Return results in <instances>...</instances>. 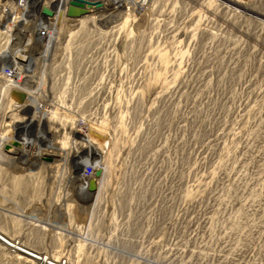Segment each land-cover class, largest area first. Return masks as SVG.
<instances>
[{"label":"rangeland","instance_id":"1","mask_svg":"<svg viewBox=\"0 0 264 264\" xmlns=\"http://www.w3.org/2000/svg\"><path fill=\"white\" fill-rule=\"evenodd\" d=\"M77 1L0 24V264H264V0Z\"/></svg>","mask_w":264,"mask_h":264},{"label":"built area","instance_id":"2","mask_svg":"<svg viewBox=\"0 0 264 264\" xmlns=\"http://www.w3.org/2000/svg\"><path fill=\"white\" fill-rule=\"evenodd\" d=\"M34 5V6H33ZM64 3L60 0H0V24H5V27H15L17 28L20 33L24 36L33 37L44 39L49 37L50 35V28L49 25L54 22V19L58 18L56 16L64 14L65 18L67 17L66 12L64 11ZM41 7H46L53 11V15H47L43 11H41ZM38 18H34L33 14L36 15ZM37 21L36 24H31V20ZM69 20H72L71 18ZM66 20V21H69ZM6 21V22H5ZM73 21V20H72ZM74 22V21H73ZM49 24V25H47ZM35 42V39H32ZM29 43L32 44V41L29 40ZM36 43V42H35ZM10 47V46H9ZM52 65V68H58L61 70H67L66 75L71 74L72 65H76L72 62H62V61H55ZM74 69H80L77 65ZM4 73H9L10 70L8 67H5ZM70 76H74L73 73ZM76 76V75H75ZM74 76V78H75ZM65 78H68L67 76ZM68 81L70 85L76 84L77 79ZM79 83H89L87 77H82L79 79ZM95 170V167L90 163L86 164L81 171V175L87 179L89 178Z\"/></svg>","mask_w":264,"mask_h":264},{"label":"water","instance_id":"3","mask_svg":"<svg viewBox=\"0 0 264 264\" xmlns=\"http://www.w3.org/2000/svg\"><path fill=\"white\" fill-rule=\"evenodd\" d=\"M44 13H46L47 15H52L53 14V11L52 10H49L47 8H43L42 10ZM68 16L70 17H79V16H82L85 14V11H83L82 8H80L78 5L75 4V2H72L68 8V12H67ZM5 150L8 151V152H11L12 149L9 148L8 146L5 147ZM97 187V182L92 179L90 181V189H92L93 191L96 189Z\"/></svg>","mask_w":264,"mask_h":264},{"label":"bare ground","instance_id":"4","mask_svg":"<svg viewBox=\"0 0 264 264\" xmlns=\"http://www.w3.org/2000/svg\"><path fill=\"white\" fill-rule=\"evenodd\" d=\"M72 2H75V4L78 5L80 8L84 7L83 4H82L81 2H79V1H77V0H72V1H70V4H71ZM220 2L227 3V2H231V0H220ZM236 2H237V1H236ZM229 4H232V3H229ZM234 4H236V3H234ZM227 5H228V4H227ZM236 9H237V8H236ZM239 9H240V8H239ZM246 10H247V9H246Z\"/></svg>","mask_w":264,"mask_h":264}]
</instances>
